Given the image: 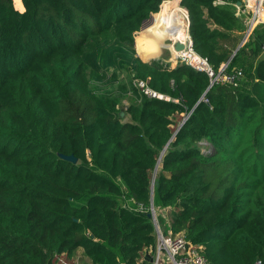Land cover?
<instances>
[{
	"label": "trees",
	"instance_id": "16d2710c",
	"mask_svg": "<svg viewBox=\"0 0 264 264\" xmlns=\"http://www.w3.org/2000/svg\"><path fill=\"white\" fill-rule=\"evenodd\" d=\"M165 1L0 0V264H152L151 206L208 264H264V25L238 48L241 0H179L194 53L239 73L211 84L142 55ZM133 36L141 61L102 49Z\"/></svg>",
	"mask_w": 264,
	"mask_h": 264
},
{
	"label": "built area",
	"instance_id": "2783aa9c",
	"mask_svg": "<svg viewBox=\"0 0 264 264\" xmlns=\"http://www.w3.org/2000/svg\"><path fill=\"white\" fill-rule=\"evenodd\" d=\"M263 15L264 0H241V5L236 9V16L244 17L246 20V31L244 35L245 38L250 35L256 25H264V20L262 19ZM186 20H188L187 12ZM179 42L183 43L184 49L183 51L176 53L174 56H171L169 61H166L169 62L171 66H175L180 63L187 65L196 71L205 72L210 78H212L211 83H231L236 78H239V73L236 77L232 78L224 75L214 76L206 60L198 57L194 53L192 49V39L189 33H187V24L186 36L184 40ZM136 86L148 98L164 99L162 95L148 88L144 82L139 81L136 83ZM150 212L153 215L152 222L156 235V245L152 253V264H208L206 259L201 254H199L196 248L184 239L182 234H173L170 231V229L168 228V221H165L166 224L163 227L158 223V215L152 207H150ZM57 262H61L64 264L62 256L60 258H57ZM254 264H259V262H255Z\"/></svg>",
	"mask_w": 264,
	"mask_h": 264
},
{
	"label": "rangeland",
	"instance_id": "374dc122",
	"mask_svg": "<svg viewBox=\"0 0 264 264\" xmlns=\"http://www.w3.org/2000/svg\"><path fill=\"white\" fill-rule=\"evenodd\" d=\"M19 2H21L20 0H18V3L16 2V0H13V3H14V6L16 8H21ZM174 10H179V13L181 14V23H183L184 27L186 28V24H187V20H186V11L180 6L179 4V0H168V1H165L162 5H161V10L162 11L158 17H160L163 13L164 14H167V13H171V12H174ZM157 28V18H156V23H155V26L149 30L146 35L154 32ZM248 38V37H247ZM247 38H243L242 40V45L245 43L244 41L247 40ZM135 38L133 36V43L131 45H122L120 47H117V46H113V44H105V45H102V49L104 52H108L110 55H116V54H119L121 55L119 58H117V60L119 62L123 61L124 63H127L133 59H138L140 60V58L137 56V52H136V49H135ZM177 42L176 40L172 43H175ZM167 43V42H166ZM142 55H144L147 60L149 62H152V61H155V62H158V61H162V63H167L166 61L168 59H170V53L168 52V49L169 47H165V48H160V47H157L153 50V52H155L154 55H152V53L150 52V50L146 47L145 45V37L142 38ZM162 49H168V50H163L161 51ZM107 57L108 54H106ZM111 55V58H113ZM163 58V59H162ZM165 60V61H163ZM141 61V60H140ZM169 63V62H168ZM171 65V64H170ZM119 73V77L120 79H122V75L123 73L121 72H118ZM126 100L123 101V105L126 104ZM161 225V224H160Z\"/></svg>",
	"mask_w": 264,
	"mask_h": 264
},
{
	"label": "bare ground",
	"instance_id": "6f19581e",
	"mask_svg": "<svg viewBox=\"0 0 264 264\" xmlns=\"http://www.w3.org/2000/svg\"><path fill=\"white\" fill-rule=\"evenodd\" d=\"M161 10V8H160ZM161 12V11H160ZM181 14L179 10H174V12L162 14L160 17H157V28L154 32L145 35V45L150 50L152 55L155 54L153 50L157 47H169L168 49L173 50L172 45H166V42L169 41L172 43L176 41L184 40L186 36V28L183 23H181ZM176 53L172 52L171 56H174ZM168 59L167 61H169ZM165 61V60H163ZM162 63V61H160Z\"/></svg>",
	"mask_w": 264,
	"mask_h": 264
},
{
	"label": "water",
	"instance_id": "95a60500",
	"mask_svg": "<svg viewBox=\"0 0 264 264\" xmlns=\"http://www.w3.org/2000/svg\"><path fill=\"white\" fill-rule=\"evenodd\" d=\"M240 5H241V2H237V3H236V7H239ZM151 15H152V14H151ZM151 15H150V16H151ZM150 16H149L145 21H143L142 24H143L144 22L148 21V20L150 19ZM187 22H188V20H187ZM142 24H141V25H142ZM140 27H141V26H140ZM187 33H188V23H187ZM166 45H172L173 50L162 49L161 51H163V50H168V52L170 53V56L172 55V52L178 53V52L183 51V49H184V45H183V43H182V42H179V41H177V42H175V43H171V42L167 41ZM241 46H242V43H240V45H239L238 48H240ZM167 63H168V62H167ZM211 84H212V83H211ZM63 158L66 159V160H68V161H71V162L75 163V160H74V158H73L72 156L63 157ZM157 165H158V163H157ZM157 165H156V166H157ZM156 168H157V167H156ZM155 170H156V169H155ZM151 207H152V206H151ZM148 217H150L151 219H153V215H152L151 212L148 214Z\"/></svg>",
	"mask_w": 264,
	"mask_h": 264
},
{
	"label": "crops",
	"instance_id": "0c3cea01",
	"mask_svg": "<svg viewBox=\"0 0 264 264\" xmlns=\"http://www.w3.org/2000/svg\"><path fill=\"white\" fill-rule=\"evenodd\" d=\"M19 4H20L21 8H16V9L18 11L22 12L23 11L22 3L19 2ZM262 19L264 20V15H263V18ZM70 261L72 262V264H90L89 263V260L82 255V251L80 249L75 253L74 256H72L70 258Z\"/></svg>",
	"mask_w": 264,
	"mask_h": 264
}]
</instances>
